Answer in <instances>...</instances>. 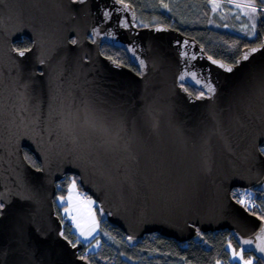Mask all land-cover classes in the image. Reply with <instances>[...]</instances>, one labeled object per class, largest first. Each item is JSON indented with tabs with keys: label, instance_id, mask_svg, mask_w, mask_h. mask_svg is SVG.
Segmentation results:
<instances>
[{
	"label": "water",
	"instance_id": "water-1",
	"mask_svg": "<svg viewBox=\"0 0 264 264\" xmlns=\"http://www.w3.org/2000/svg\"><path fill=\"white\" fill-rule=\"evenodd\" d=\"M136 22L118 0H0V264H92L61 232L66 174L130 241L227 230L264 262V220L231 194L264 192V39L227 63L178 29ZM253 48L232 72L219 66Z\"/></svg>",
	"mask_w": 264,
	"mask_h": 264
},
{
	"label": "trees",
	"instance_id": "trees-1",
	"mask_svg": "<svg viewBox=\"0 0 264 264\" xmlns=\"http://www.w3.org/2000/svg\"><path fill=\"white\" fill-rule=\"evenodd\" d=\"M221 1L222 4H227L230 0ZM244 1L245 3L251 2V0H239L237 2ZM123 2L133 7L138 26L162 23L178 29L181 33L196 39L208 55L222 59L227 63H234L242 48L259 44L264 39V15L259 14L256 37L250 39L242 34L230 32L211 24V20L216 15V12L212 11L211 0H123ZM255 3L259 13V9L264 8V4H261L260 0H255ZM163 5H167V7H163ZM154 19L157 22L152 23ZM30 44V41L23 37L15 42L14 46L24 48ZM101 51L104 55L111 56L116 61L137 71L123 49L104 44ZM186 89L194 95L201 92L192 86H186ZM23 153L32 166H40L28 150L24 149ZM73 179L76 180L80 193L88 196L78 184L77 176L66 174L56 183L54 207L60 219L65 217L61 213L64 202L59 203L56 198L57 196L63 197L67 193L68 185ZM233 191L234 193L239 192ZM240 192L244 193L242 190ZM236 196L232 194V197L238 200ZM249 196L253 197L256 203V207L251 208L250 211L264 220V192L254 191L253 195ZM94 205L99 221V233L93 239L96 247L89 250L85 246V249L78 253L79 256L92 264H217V261L220 264L225 262L237 264L231 259V251L228 245L231 244L235 250H240L242 247L227 230L200 233L197 240L184 243L162 237L157 233H150L145 234L136 243L128 240L119 228L108 224L103 213L96 206V202ZM62 235L70 242H74L77 238V233L71 232L68 227L62 231ZM243 255L253 257L254 264H264L259 256L252 251H245Z\"/></svg>",
	"mask_w": 264,
	"mask_h": 264
},
{
	"label": "snow or ice",
	"instance_id": "snow-or-ice-1",
	"mask_svg": "<svg viewBox=\"0 0 264 264\" xmlns=\"http://www.w3.org/2000/svg\"><path fill=\"white\" fill-rule=\"evenodd\" d=\"M80 3H83L84 0H79ZM118 2L123 3V0H118ZM231 2V0H230ZM261 4H264V0H260ZM234 9H239L240 13L236 15V19H240L241 15L246 16L248 18V23H244L241 26V31L245 32L246 35H254L256 32V22H255V18L258 14L260 15H264V8L259 9V13H258V9L256 7V3L255 0H251V2L249 3H234L233 5ZM125 8H127V5H124ZM163 7H167V5H163ZM221 8L220 4L217 3H213L212 4V11L215 12L217 9ZM109 13H105V16H108ZM72 44H76L77 41L76 40H72L71 41ZM262 47H264V45H262ZM258 49L253 48L250 50V52H245V54L241 57V60H237L235 65H224V64H220L219 66L221 68H223L226 72H232L235 66H238L242 60H247L249 58V55L251 53H255ZM13 51L16 53L17 56L23 58L25 57V55L27 53H29L31 51L30 48L28 47H24V48H16L13 49ZM209 59H211V57H209ZM115 63V61H113ZM213 63H217L216 61H212ZM41 63H43V61H41ZM141 66L143 67V61L140 62ZM193 78H195V75L193 74ZM185 79L184 75L180 76V80L183 81ZM197 83H200L199 80H197ZM181 87H183V85H181ZM208 92L209 93H214L215 89L214 87L211 85V83L206 85ZM184 91H187V89L185 88ZM197 99H201V98H205V93L203 90H201L200 95L196 97ZM262 152H264V148L261 149ZM39 171V169H37ZM77 188V183L76 180L73 179L71 180V182L68 185V191H69V196L68 197H59L58 199L60 200L61 203L64 202L65 199H67L70 203V207H67L64 209L66 214H70L71 212V201H72V193L75 192ZM234 195L239 196V193H234ZM250 195V194H248ZM86 203L88 205H91L92 203H94L92 200L87 199ZM237 203L241 204L245 210H250L253 207H256L255 204H253L249 199H245V198H241L237 200ZM4 208V204L2 202H0V214H2V210ZM74 222L75 218L73 217ZM77 228H81V225L79 223H76ZM95 231V228L92 227L90 228L87 232H85L82 228H81V235L85 237V239L88 238V236H90L92 234V232ZM244 244H252L251 240H245L243 241ZM75 246V245H73ZM228 248H232V245L229 244ZM257 249L260 252H264V246L261 245H257ZM246 251V249L241 248L239 251L232 249V255H231V259L233 261H236L237 264H254V258H248V259H244V255L243 253ZM217 264H220L219 261H217Z\"/></svg>",
	"mask_w": 264,
	"mask_h": 264
},
{
	"label": "rangeland",
	"instance_id": "rangeland-1",
	"mask_svg": "<svg viewBox=\"0 0 264 264\" xmlns=\"http://www.w3.org/2000/svg\"><path fill=\"white\" fill-rule=\"evenodd\" d=\"M237 1H239V0H237ZM237 1L236 0H231V2L229 1V2H227V4H222L221 0H211V4H213V3L220 4L221 8H219V9H217L215 11L216 15L213 18L214 20L212 19L210 23L214 24L215 26H217V27H219L221 29H224V30H227V31H230V32H234V33H238V34H242V35L246 36L247 38L253 39V38L256 37L257 21H258V18H259V14L255 18V22H256V32H255V34L251 35V36L246 35L245 32L241 31L240 29H241L242 24L248 23V18L246 16L241 15V18L239 20L236 19V15L240 13V10L239 9H234L233 6H232L234 3H242L243 4V3H245V1L244 2H237ZM240 1H243V0H240ZM155 22H157V20H155V19L152 20V23H155ZM199 94H197V95H199ZM245 192L249 193L250 195H253L254 191H248V190L245 189ZM232 194L234 195V193H232ZM58 197H60V196H57V198ZM86 198L90 199V200H92L94 202V203H92L90 205V207H88L87 204L85 205V210H87V212H88V210L91 208V206H93L95 204V201L90 196H86ZM63 214H66L64 210H63ZM90 228H92V227L91 226H87L86 230L88 231ZM80 233H81V231L78 232V236L81 235ZM91 237H92V234L90 236H88L87 240H90ZM93 239H91L89 242L85 243L86 246H87V249H89V250H92V249H94L96 247L95 240H93ZM232 249H234V248L230 249L231 255H232ZM237 251H239V250H237ZM248 258H253V257L244 256V259H248Z\"/></svg>",
	"mask_w": 264,
	"mask_h": 264
},
{
	"label": "crops",
	"instance_id": "crops-1",
	"mask_svg": "<svg viewBox=\"0 0 264 264\" xmlns=\"http://www.w3.org/2000/svg\"><path fill=\"white\" fill-rule=\"evenodd\" d=\"M72 201H71V212L70 214H64V216H69L75 218V221L73 220V231L77 233V237L82 240L83 242H89L91 239H93L95 236L98 235L99 233V221H98V214L95 209V205L91 206V208L88 210H85V205L86 203V196L82 195L78 189L76 188L75 192L72 194ZM69 196V191L67 190V193L63 197H68ZM62 197V196H61ZM59 198V197H58ZM56 198V200L60 202V200ZM88 207L90 205L87 204ZM67 207H70V203L67 199L64 200V205L61 207V213H63V210ZM76 223H79L81 225V228L86 232V227L91 226L95 228V231L92 232V237L90 240H87L84 238V236L80 235L78 236V232L81 231V228H77Z\"/></svg>",
	"mask_w": 264,
	"mask_h": 264
},
{
	"label": "built area",
	"instance_id": "built-area-1",
	"mask_svg": "<svg viewBox=\"0 0 264 264\" xmlns=\"http://www.w3.org/2000/svg\"><path fill=\"white\" fill-rule=\"evenodd\" d=\"M239 193L240 195L239 196H236L238 199H241V198H245V199H249L253 204H256L255 201L253 200V197L249 196L247 193H242L240 192H237ZM61 225H62V228H67L72 231V228H73V221H72V218L71 217H65L63 218V220L61 221ZM223 264H232L231 262H225Z\"/></svg>",
	"mask_w": 264,
	"mask_h": 264
},
{
	"label": "flooded vegetation",
	"instance_id": "flooded-vegetation-1",
	"mask_svg": "<svg viewBox=\"0 0 264 264\" xmlns=\"http://www.w3.org/2000/svg\"><path fill=\"white\" fill-rule=\"evenodd\" d=\"M29 40V39H28ZM30 41V40H29ZM30 43H31V41H30ZM31 45V44H30ZM15 47V46H14ZM30 46H28V48H29ZM16 48V47H15ZM234 190H237V191H239V190H241V189H239V188H234ZM85 246H86V244H85V242H83V248L82 249H80L79 250V252H81V251H83V249H85Z\"/></svg>",
	"mask_w": 264,
	"mask_h": 264
}]
</instances>
